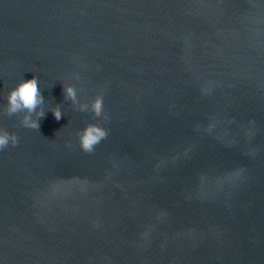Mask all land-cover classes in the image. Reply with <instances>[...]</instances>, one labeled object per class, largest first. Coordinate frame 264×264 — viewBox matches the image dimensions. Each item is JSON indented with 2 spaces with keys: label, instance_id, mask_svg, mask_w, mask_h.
<instances>
[{
  "label": "water",
  "instance_id": "95a60500",
  "mask_svg": "<svg viewBox=\"0 0 264 264\" xmlns=\"http://www.w3.org/2000/svg\"><path fill=\"white\" fill-rule=\"evenodd\" d=\"M0 129V264H264V0H0Z\"/></svg>",
  "mask_w": 264,
  "mask_h": 264
},
{
  "label": "clouds",
  "instance_id": "9594fccd",
  "mask_svg": "<svg viewBox=\"0 0 264 264\" xmlns=\"http://www.w3.org/2000/svg\"><path fill=\"white\" fill-rule=\"evenodd\" d=\"M79 79V77H77ZM77 88L72 84H62V94L66 100L72 102L73 109L78 112H91L95 118H103L105 121L109 119L104 112V102L102 93H97L89 101L82 102L78 98ZM83 91V89H80ZM6 105L3 108V115L12 117L19 116V124L23 127L39 130V121L44 117L43 109L44 97L38 87V78L33 76L30 79H21L14 87H12L6 95ZM56 120L62 117L59 105L49 109ZM108 135L107 129L98 123L86 124L82 130L76 132V137L80 149L91 154L97 144L105 139ZM18 137L15 133H9L4 129H0V149H4L11 144L16 146Z\"/></svg>",
  "mask_w": 264,
  "mask_h": 264
}]
</instances>
